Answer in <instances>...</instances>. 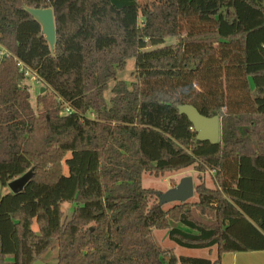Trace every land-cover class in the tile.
Returning <instances> with one entry per match:
<instances>
[{"label": "trees", "instance_id": "1", "mask_svg": "<svg viewBox=\"0 0 264 264\" xmlns=\"http://www.w3.org/2000/svg\"><path fill=\"white\" fill-rule=\"evenodd\" d=\"M169 1L164 33L155 12L138 23V0H0V264L55 247L57 264H220L264 251V4ZM23 8L52 9L53 52ZM130 59L127 84L117 76ZM26 70L45 87L35 109ZM189 104L219 118L218 143L195 140L177 111ZM191 166L216 180L194 187L195 202L164 210L142 185ZM30 171L13 195L7 184ZM153 230L215 258L177 257Z\"/></svg>", "mask_w": 264, "mask_h": 264}, {"label": "rangeland", "instance_id": "2", "mask_svg": "<svg viewBox=\"0 0 264 264\" xmlns=\"http://www.w3.org/2000/svg\"><path fill=\"white\" fill-rule=\"evenodd\" d=\"M157 1V0H154ZM262 3L264 4V0H262ZM171 6V12L168 15L171 16L172 11H173V6L170 4L169 0H160L158 1L156 4H154V6H149V4L143 2V1H139L138 2V7H139V12H138V21L140 22H144L146 17L148 18V13L149 12H155L158 15L159 21L161 24H164V27H159V30L162 32H168L172 27L171 24L169 26V24L165 23L163 21V17L165 16V14L167 15L166 11L169 10L170 6ZM169 12V11H168ZM150 18V16H149ZM142 25V24H141ZM155 27L154 30L151 31L152 32H158ZM164 46H168L172 43H175V38L173 36H166L164 38ZM134 70V60L130 59L127 62L126 68L124 69V71L118 73L117 78H119L120 80H124L127 84H130L133 82V78L131 77V72H133ZM25 84H27V86H29V93H30V103L33 107V109H35L37 101H36V96L39 94H43L45 92V87L41 84H39L34 77L32 76V74H30L28 76V78L26 79ZM110 87L113 86V82H110L109 84ZM44 89L43 93H40V89ZM106 98H109V93L106 92L105 93ZM214 173H198L195 171L194 167L191 166L189 168L183 169V170H179L176 171L174 173H167L163 176L160 177H153L150 176L149 174H143L142 175V185L144 188L146 189H151L154 192H166L169 189L174 188V186H176L179 183V180L183 177H192L193 181H194V187L198 186V185H204L207 188H214L216 186V180H214L213 178ZM1 193V190H0ZM197 200L196 196L193 195L192 200H190L189 202H195ZM175 204V203H174ZM174 204H169V205H163V209L167 210L171 207L174 206ZM65 213H67L68 211L71 210V207H69L68 205H66L65 207ZM68 214V213H67ZM242 227L238 224V229H241ZM152 235L153 238L156 242L157 245H159L163 250L165 251H171L174 253L175 256L177 257H189V258H201V259H208L211 260L215 257V254L211 255V257H209L208 255V251L205 250H186L183 249L179 246H175L172 242L169 241L168 239V235L166 234V232L163 231H152ZM57 249L56 247L53 248V250L47 251L46 253L43 254L42 258L35 261V263L33 264H57ZM9 262H11V258L8 259Z\"/></svg>", "mask_w": 264, "mask_h": 264}, {"label": "water", "instance_id": "3", "mask_svg": "<svg viewBox=\"0 0 264 264\" xmlns=\"http://www.w3.org/2000/svg\"><path fill=\"white\" fill-rule=\"evenodd\" d=\"M28 15L41 27V33L49 45L50 51L53 52L55 48L56 30L54 27L53 11L50 8H23ZM43 88L40 93H43ZM179 115L185 116L189 123H191L193 130L196 133L195 140L201 143L216 144L220 136V121L217 116L204 117L191 104L177 106ZM32 177V172H28L16 180L7 184L8 189L13 195L21 192L25 185ZM194 195V181L192 177H183L174 188L166 192L155 194L159 205H169L174 203H187L192 200Z\"/></svg>", "mask_w": 264, "mask_h": 264}, {"label": "crops", "instance_id": "4", "mask_svg": "<svg viewBox=\"0 0 264 264\" xmlns=\"http://www.w3.org/2000/svg\"><path fill=\"white\" fill-rule=\"evenodd\" d=\"M139 1L149 3L152 0H138V2ZM139 24H142V22H140ZM141 26H143V24ZM220 264H264V251H246V252H236V253L224 254L221 257Z\"/></svg>", "mask_w": 264, "mask_h": 264}, {"label": "built area", "instance_id": "5", "mask_svg": "<svg viewBox=\"0 0 264 264\" xmlns=\"http://www.w3.org/2000/svg\"><path fill=\"white\" fill-rule=\"evenodd\" d=\"M4 54V52H0V55H3ZM30 74H29V72L26 70V72H25V77L26 78H28V76H29ZM33 76V75H32ZM34 77V76H33ZM34 79H35V77H34ZM36 80V79H35ZM37 81V80H36ZM25 82H26V80H24L23 82H22V84L24 85L25 84ZM38 82V81H37ZM39 83V82H38Z\"/></svg>", "mask_w": 264, "mask_h": 264}]
</instances>
